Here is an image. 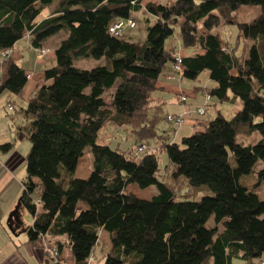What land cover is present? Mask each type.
<instances>
[{
  "label": "trees",
  "instance_id": "obj_1",
  "mask_svg": "<svg viewBox=\"0 0 264 264\" xmlns=\"http://www.w3.org/2000/svg\"><path fill=\"white\" fill-rule=\"evenodd\" d=\"M248 6L259 8L258 17L239 23L234 16ZM141 11L147 22L154 20L144 43L109 33L113 22L135 21L132 13ZM222 23L236 25L240 37L252 42L264 39V0H0V51L11 52L0 60V96L20 99L27 85L14 54L18 42L26 37L38 50L63 35L52 54L54 66L43 71V83L20 111L25 132H16L31 145L18 201L32 219L24 229L28 244L47 239L57 264H65L63 249L73 264H88L105 232L110 249L103 264H264V201L255 193L264 183V46L260 51L252 45L241 60L215 32ZM177 53L184 54L180 74L172 72ZM80 59L105 64L81 70L73 66ZM202 72L214 84L206 89L211 102L205 115L213 99L237 102L240 110L229 120L218 113L209 122L195 114L198 129L179 145H168L152 113L159 106L158 83L170 75L196 81ZM10 107L15 111L14 102ZM107 126L123 130L129 147L98 143ZM242 129L260 140L238 144ZM86 150L90 173L71 178ZM258 164L263 167L257 170ZM244 177L255 178L252 190L241 184ZM180 179L189 191L207 187L211 195L176 201ZM130 185L155 187L157 194L141 200L126 192ZM52 262L46 253L44 264Z\"/></svg>",
  "mask_w": 264,
  "mask_h": 264
},
{
  "label": "rangeland",
  "instance_id": "obj_2",
  "mask_svg": "<svg viewBox=\"0 0 264 264\" xmlns=\"http://www.w3.org/2000/svg\"><path fill=\"white\" fill-rule=\"evenodd\" d=\"M145 3L150 2L151 0H144ZM160 4H165L169 0H155ZM174 1V0H173ZM55 7L50 8L49 12H52ZM259 8L256 6H248L240 8L236 15L234 16L235 20L239 23H250L254 19H256L259 15ZM42 18L48 17V13L45 11L42 15ZM134 20L136 22V27L133 31L125 32L124 38L132 39L136 43H144L146 39V30L148 25H152L154 20L149 17V22L146 21L145 14L141 11L138 13H132ZM223 24V23H222ZM221 27L216 29V33H220L223 40L235 50V55L241 60L246 59L248 55V49L252 45H256L260 51H262L264 46V39L259 38L256 42H252L248 40L246 37H240V31L236 25H222ZM63 35L59 34L54 36L53 38L47 41V44L42 48L50 51L49 57L53 54L54 49L57 47L59 41L62 39ZM167 45H170V42H167ZM15 57L18 58V63H30L34 64L36 60H38V56L36 51L28 47V40L25 37L15 46ZM48 58V57H46ZM43 58L42 60H46ZM21 59L22 62H21ZM50 59V58H49ZM54 60H52L51 64L48 62V67L54 66ZM105 64L104 59L102 60H94V59H80L75 60L73 66L81 69V70H91L96 67H101ZM40 85V84H39ZM214 86L213 82H211L208 78L207 72H202L196 81H184V91L188 93L190 98V105H192V110H190L191 117L186 119L182 126H191L193 128L197 127L196 118L194 115L195 105L200 103L206 93V89H212ZM193 88H199L197 91H194ZM113 90L109 91L112 92ZM10 102H14L15 111H7L8 107H10ZM105 102L107 105L110 104V96L108 92L105 93ZM214 105L209 106L207 108V114L204 117L203 121H212L217 113H221L223 117L229 120L232 117V108L227 105H221L217 100L213 99ZM158 106V105H157ZM218 106V107H217ZM218 110H216V108ZM23 108V103L20 101L18 97L10 95L8 93H3L0 96V139H3L0 142V146L4 144H11L12 147L9 151L3 152L0 150V253L7 254L9 252L10 247H5V243L10 239V242L13 244V254H17L16 249L19 246V253L24 257V261L22 264H43L41 262L45 261L46 253H52L55 251L51 247V242L49 240H44L41 242V245L37 246L36 249L30 247L27 243V238L25 235L18 236V238H13L11 235V229L8 226V221L10 215L15 211H17L13 216V224L14 227L17 226V222L19 224L25 225V229L32 224L31 216L23 209L18 207V201L22 194V182L24 181L25 175V166H26V158L27 154L30 150V142L27 138L19 141L16 138V132L20 128L23 132H25V127L27 125V121L24 119L21 114V109ZM175 107L173 105H168L163 107V105H159L152 113L153 116L157 118V126L156 131L158 134L170 135L171 139H174L176 136V141L181 142V139L188 135V132L180 131L177 136L176 132L166 123L165 118L169 113H173ZM152 116V114H151ZM193 130V129H192ZM177 131V130H176ZM178 132V131H177ZM191 134H189L190 137ZM260 140V136L258 133H245V129H242L236 137V142L242 146H249L257 143ZM126 133L123 130L113 129L111 126L105 127L101 133L99 134L98 143L109 145L112 149L123 150L129 147L127 145ZM180 144V143H179ZM13 157L14 163L8 164L10 159ZM230 163H233V158L230 154ZM165 163H167V157L164 155L161 156V164L160 167L163 168ZM92 160L90 155H88V150L85 151L83 156L79 159L77 168L71 178L74 179H84L88 176L91 171ZM262 165H257L256 169H261ZM241 184L245 186L248 190H252L254 185L256 184V180L254 177H244L241 180ZM127 193L133 194L135 197L141 200H150L153 196L157 194V190L155 187H149L147 189H139L135 185H130L126 189ZM258 198L264 201V183H262L256 190ZM211 195V192L207 187H199L195 188L191 191L188 190L185 186V182L180 179L176 184V201L182 200H190V201H198L204 196ZM83 208V206H81ZM264 219V215L262 216ZM25 237V245H22V238ZM100 247H98L95 251L96 263L95 264H103L104 256L108 251V247H110L109 237L104 235L103 237L100 235ZM43 244V245H42ZM4 246V247H3ZM3 247V248H2ZM32 252L34 255H32ZM40 256L41 262L38 258ZM7 256H9L7 254ZM14 256V255H13ZM10 264H21L17 263L16 259L13 257L7 258ZM62 259V258H61ZM61 261H65L62 259ZM67 262V261H66ZM65 263V262H64ZM53 264V262H52ZM232 264H243V262L239 259H234ZM260 264V263H259Z\"/></svg>",
  "mask_w": 264,
  "mask_h": 264
},
{
  "label": "crops",
  "instance_id": "obj_3",
  "mask_svg": "<svg viewBox=\"0 0 264 264\" xmlns=\"http://www.w3.org/2000/svg\"><path fill=\"white\" fill-rule=\"evenodd\" d=\"M55 6H56V4L54 3L52 6L46 8L44 10V12L46 11L48 13V15L51 14L52 12H49V10H50V8L55 7ZM28 47H30L29 43H28ZM14 53H15V48H14ZM22 60L23 59H21V62H22ZM52 60H53V55H51L50 57L48 56V58H46V60L38 59V60H36V62H34V64H30V63L26 64V61H25V63H22V64L20 63V67L26 73H30L31 72V73L35 74L34 78L27 82V85H26V87H25V89L23 91V94L21 95L20 101L23 103V105L27 104L28 100L30 99L31 95L33 94L35 89L38 87V85L43 83V74L42 73H43V71L46 68H49L47 64H48V62L51 64ZM158 88H159V90L155 93V100L157 101L156 102L157 105H163V107L168 106V105H173L175 107L174 112L173 113H169L168 115L182 116V115L185 114L186 109H189V111L193 109L192 105H190V98L189 97H188L187 103L185 105L179 103V101H178L179 95L181 96V94L187 93L183 89L184 88V81H181L178 77L162 79V81L158 83ZM203 103H204V99L200 103L195 105V107H194L195 110H196V108H198L201 105H203ZM221 105H224V104H221ZM227 105H229L232 108V114H233L232 117L234 116V114H236L240 110V104L237 103V102H234L233 104H227ZM217 107H215L216 110H218ZM206 114H207V110H206ZM190 115H191V113H190ZM190 115L187 116L186 119L190 118L191 117ZM194 115H195V112H194ZM168 125L171 128H173L172 125H170V124H168ZM196 129H198V127L197 128L196 127L193 128V127H191L189 125V126H185V127L182 126V127L178 128V129H175L174 132H176L177 136L179 135L180 131L188 132L187 133L188 135H185V137H187V136H189V134L192 135V133ZM164 137H166V139H167L166 141H167L168 145H176L177 146L180 143V142L176 141V138H177L176 136L174 137V139H171L170 135H164ZM2 140H4L3 137H2V139H0V142H2ZM163 155L165 156V153ZM10 163H14L13 157L8 162V164H10ZM8 225H11V235H12L13 238H18V236L25 235V233H24L25 225H23L21 223L19 224V222H17V226L14 227L13 218H12V221L10 223L8 222ZM100 235L102 237L104 235L108 236L105 232H101ZM44 240L45 239H43L42 242H44ZM57 240H60V241L63 242L64 238H58ZM22 242L23 243H21V244L25 245V237L22 238ZM28 245H30V244H28ZM39 245H41V242H39V244L37 246H39ZM7 246L10 247L9 248V252L7 253L9 256H7V254L4 255V254L0 253V264H10L8 262V259H7L9 257H12V258L14 257L16 259L17 263L19 261V263L22 264L23 261H24V257H23V255L21 256L19 251H18L19 250V246L17 248L18 250L16 249L17 254H13L14 253V251H13L14 248H13L12 242H10V239L5 243V247H7ZM37 246H31L30 245V247H33V249H36ZM109 249H110V247H108V250ZM32 255H34L33 252H32ZM38 258H39V260L41 262V259H40L39 255H38ZM61 258L65 260L64 261L65 264H73L72 255H71V253H70V251L68 249H63L62 250ZM41 263L44 264V262H41Z\"/></svg>",
  "mask_w": 264,
  "mask_h": 264
},
{
  "label": "built area",
  "instance_id": "obj_4",
  "mask_svg": "<svg viewBox=\"0 0 264 264\" xmlns=\"http://www.w3.org/2000/svg\"><path fill=\"white\" fill-rule=\"evenodd\" d=\"M136 27V23L135 21L128 19V20H118L115 21L111 24V26L109 27V33L116 37V38H123L124 37V33L125 32H130L133 31ZM38 56V59L42 60L43 58H46L49 56L50 51L45 50V49H38L35 50ZM11 55L10 51H0V60H5L6 58H8ZM182 60H183V55H181L180 53H177L176 57H175V64L172 65V72L174 74H180L181 73V64H182ZM35 74L34 73H27L26 74V80H32L34 78ZM168 78H173V76H169ZM204 106L197 108L195 111V114L198 117H204L205 115V106L207 104H209L211 102V97L210 95L206 94L204 97ZM179 103L185 105L187 102V98L184 95L179 96L178 98ZM9 112L12 111L11 107H8L7 109ZM190 112L189 109H186V112L184 115L182 116H175V115H167L166 116V122L170 125H172L175 128H180L182 127V125L184 124L187 116H189ZM145 149L144 146H141L137 149L138 152H141ZM51 260L53 261V264H57V257L58 254L56 251H53L52 253H49ZM96 262V257L94 255H91L89 260H88V264H95Z\"/></svg>",
  "mask_w": 264,
  "mask_h": 264
},
{
  "label": "water",
  "instance_id": "obj_5",
  "mask_svg": "<svg viewBox=\"0 0 264 264\" xmlns=\"http://www.w3.org/2000/svg\"><path fill=\"white\" fill-rule=\"evenodd\" d=\"M18 207H19V206H18ZM17 209H18V208H16L15 211L10 215V218H9V221H8L9 223L12 221V218H13V216L15 215ZM8 226H9V228L11 229V225H8Z\"/></svg>",
  "mask_w": 264,
  "mask_h": 264
}]
</instances>
